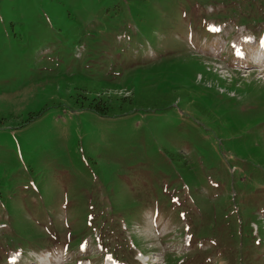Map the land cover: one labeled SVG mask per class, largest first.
I'll return each instance as SVG.
<instances>
[{"label": "rangeland", "instance_id": "obj_1", "mask_svg": "<svg viewBox=\"0 0 264 264\" xmlns=\"http://www.w3.org/2000/svg\"><path fill=\"white\" fill-rule=\"evenodd\" d=\"M241 35L264 0H0V264H264V67L230 54ZM102 91L138 104L83 107Z\"/></svg>", "mask_w": 264, "mask_h": 264}, {"label": "trees", "instance_id": "obj_2", "mask_svg": "<svg viewBox=\"0 0 264 264\" xmlns=\"http://www.w3.org/2000/svg\"><path fill=\"white\" fill-rule=\"evenodd\" d=\"M133 95L108 91L94 92L82 97L86 100L82 105L103 117L124 116L130 114L138 104Z\"/></svg>", "mask_w": 264, "mask_h": 264}, {"label": "bare ground", "instance_id": "obj_3", "mask_svg": "<svg viewBox=\"0 0 264 264\" xmlns=\"http://www.w3.org/2000/svg\"><path fill=\"white\" fill-rule=\"evenodd\" d=\"M214 35H216L217 33L219 34V32H221L220 29H213L211 31ZM261 40H263L261 42L262 44H264V35L263 37L260 36ZM255 39H258V37H256ZM250 40H253L252 38ZM225 45H229V48H230V54L233 56V58L237 59L238 63L240 64H244L243 60L241 59V55L242 53H245L246 55L250 56V59H253L257 62V60L259 61L257 66H264V45L261 46V43L260 45L257 44V42H251L249 40L246 41V46L244 47V43H242V40L238 39V40H235V45H239L241 47H231L230 44L228 43V41H224ZM253 52V53H252ZM256 54L258 55L256 57ZM246 64L249 63V58L248 60H246L245 62ZM154 223L156 224V222L154 221ZM152 226V224H150ZM61 256H58V259H54L53 262H51L50 264H59V258ZM17 263L16 260L13 261V264ZM49 264L48 261H40V264ZM145 264H148L147 263V260L145 261Z\"/></svg>", "mask_w": 264, "mask_h": 264}]
</instances>
